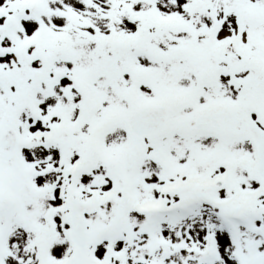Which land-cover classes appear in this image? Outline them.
I'll return each mask as SVG.
<instances>
[{
	"label": "snow or ice",
	"instance_id": "6c2138e0",
	"mask_svg": "<svg viewBox=\"0 0 264 264\" xmlns=\"http://www.w3.org/2000/svg\"><path fill=\"white\" fill-rule=\"evenodd\" d=\"M0 264H264V0H0Z\"/></svg>",
	"mask_w": 264,
	"mask_h": 264
}]
</instances>
